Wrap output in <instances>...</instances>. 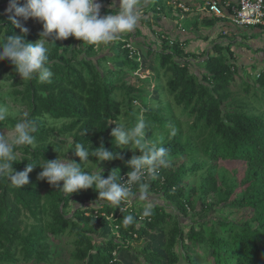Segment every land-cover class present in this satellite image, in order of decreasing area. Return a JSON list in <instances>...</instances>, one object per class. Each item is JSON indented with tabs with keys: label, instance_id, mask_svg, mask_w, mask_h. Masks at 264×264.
Wrapping results in <instances>:
<instances>
[{
	"label": "trees",
	"instance_id": "trees-1",
	"mask_svg": "<svg viewBox=\"0 0 264 264\" xmlns=\"http://www.w3.org/2000/svg\"><path fill=\"white\" fill-rule=\"evenodd\" d=\"M7 1L0 0V78L22 84L8 92L27 113H0V128L20 122L30 128L13 147L20 156L0 153V264L52 263L50 239L64 234L74 245L71 260L125 264L118 252L158 228L163 251L138 247L140 264H264V68L241 77L233 52L217 45L196 69L177 42L164 39L154 64L167 77L171 99L160 94L152 105L142 82L116 81L124 69L140 71L144 63L122 39L102 51V20L47 14L44 49L35 33L20 28L36 9L45 16L48 5L29 9V0ZM116 62L117 69L108 65ZM235 82L244 85V95L234 94ZM124 105L134 116L144 113L137 117L144 123L135 131L137 153L126 134L112 132ZM49 117L64 122L49 127ZM65 150L78 169L59 177L55 166ZM88 159L113 166L97 173L90 166L84 175ZM223 160H241L243 177ZM142 167L158 170L135 179L126 192L116 187L124 172ZM148 191L163 203H139L137 196ZM73 201L78 205L70 213ZM29 216L35 219L30 227ZM105 221L112 230L97 240Z\"/></svg>",
	"mask_w": 264,
	"mask_h": 264
},
{
	"label": "crops",
	"instance_id": "crops-1",
	"mask_svg": "<svg viewBox=\"0 0 264 264\" xmlns=\"http://www.w3.org/2000/svg\"><path fill=\"white\" fill-rule=\"evenodd\" d=\"M50 1L31 0V3L45 5ZM206 1L99 0L95 4L102 20L101 28L109 34L99 47L107 51L118 40H129L136 46L142 61H154L165 39L177 42L197 69L198 62L214 53L217 45H222L233 52L232 60L239 76H255L264 68V28L240 26L232 21L237 0H218L223 15L208 10ZM255 66L260 68L253 73Z\"/></svg>",
	"mask_w": 264,
	"mask_h": 264
},
{
	"label": "rangeland",
	"instance_id": "rangeland-1",
	"mask_svg": "<svg viewBox=\"0 0 264 264\" xmlns=\"http://www.w3.org/2000/svg\"><path fill=\"white\" fill-rule=\"evenodd\" d=\"M10 1H7L4 3L6 5ZM29 9H32L33 3H31V0L28 2ZM45 10V9H44ZM43 10V11H44ZM40 11L36 9L34 14L32 12L29 13V16L31 18L29 20H26L21 24L20 33L22 32H29V33H35L37 35L35 41L37 44L42 47L46 48L49 44V38L46 36L48 33L47 28V22H48V15L45 13V16H41L39 14H35V12ZM99 16V14H98ZM69 18V17H68ZM67 17L65 18V21H69ZM114 44V43H113ZM106 51V49H104ZM118 51L114 50L113 53H117ZM159 55V54H158ZM156 55V56H158ZM159 61V58H158ZM144 66H142V69L140 71H132L129 68L124 69L121 73H119L116 77V81L118 83L122 82L123 80L129 83H140L142 82L143 85L147 86L150 89L149 97L151 98L150 103L153 105L156 103L155 99L160 96V94H165V99L169 98L171 99L170 95H167V89H166V75L163 73V70L159 68V64H154V61L151 59H148L146 61H143ZM108 65L111 66L113 69H117L121 66L120 62L116 63H109ZM159 68V69H158ZM259 66H255L253 68V73H256V71L259 69ZM198 69V67H197ZM247 71V70H246ZM244 71V73L246 72ZM253 76V75H252ZM250 76V77H252ZM21 78V75H20ZM236 78H238L236 76ZM246 78V76H245ZM143 80V81H141ZM239 80V79H237ZM13 79L6 77V75H3V77L0 78V113L5 115H22L26 114L27 110L25 108V105L23 102L17 98H13L12 94L8 92L10 88L15 84L12 82ZM242 83V81L240 82ZM239 82L233 83V89L234 94L236 95H244L245 90L244 85L240 84ZM16 87H22L21 83L15 84ZM13 88V87H12ZM123 89V88H121ZM124 90V89H123ZM253 89L250 90L249 94H252ZM249 98V97H248ZM141 104V100H135L134 105L132 109H136L137 105ZM131 110L127 105H124L123 111L119 117L118 120L114 121L116 124L113 128L112 132H119L127 135L128 138V145L130 147L131 153H137L139 146L135 143V131H139L140 127L144 125L142 121H137V117L144 118V113L140 111L136 116L132 115L128 112V110ZM64 122V119H55L52 117H49L47 120V125L49 127L56 126L57 128L62 125ZM29 126L25 124L24 122L18 123L14 127H1L0 128V153L10 156V157H18L21 155L20 150H14V145L20 144L22 140L24 139L25 135L29 132ZM52 134H55L57 136V140L60 138L58 135V130L51 131ZM110 132L109 135L112 133ZM68 141H71V138H68ZM64 146H68L67 144H64ZM139 155V154H138ZM220 164L227 167L230 170H235L237 172L238 178H242L244 175V169L245 165L241 160H223L220 161ZM1 165V163H0ZM91 166V172L97 173L101 169L110 168L113 165L109 161H100L98 163H94L91 159H88L86 162V166H84L83 174L87 175L89 172L87 171L89 167ZM8 170H10V167H7ZM78 167L74 162L73 157L68 153L67 150H65L63 153L58 155V160L55 166V171L58 174L59 177H65L68 176V173H73V171L77 170ZM94 176H92L93 178ZM160 194H156L155 192L148 191L145 194L138 195L137 201L139 203H144L152 201H158L163 203V200L160 198ZM129 202H133L132 198L127 199ZM94 205L95 203H89V205ZM75 205H78V203H75L74 201L70 204V206L67 207L68 212L72 213L75 210ZM79 205H82L79 203ZM200 208V207H199ZM25 221L27 225L30 227V225L35 221L34 217L29 216L25 217ZM112 225L109 221H105L100 227L99 231L97 233V240H102L103 238L107 237L109 235V232L112 230ZM52 249L54 251V259L52 263H40V264H80L81 262L77 260H71L70 251L73 249V243L71 240V236L69 235H60L59 237H52L51 239ZM164 242V235L163 232L158 228L145 237L143 239L135 241L133 247H129L128 249L121 250L118 252L119 258L125 263V264H140L138 261L137 255H139V249L140 246L147 244L149 247L153 249H158L160 251H163L161 246ZM15 264H39L36 263V261H33L31 263H26L23 260L19 263Z\"/></svg>",
	"mask_w": 264,
	"mask_h": 264
},
{
	"label": "built area",
	"instance_id": "built-area-1",
	"mask_svg": "<svg viewBox=\"0 0 264 264\" xmlns=\"http://www.w3.org/2000/svg\"><path fill=\"white\" fill-rule=\"evenodd\" d=\"M97 1L99 0H81L80 2L77 0L66 2L51 0L46 3L48 8L44 12L50 14L57 11L69 16H81L87 14L99 19L95 4ZM206 4L208 10L217 15H223V9L218 0H207ZM182 6H184V4H182ZM232 21L240 26L258 25L264 28V0H237L236 5L233 7ZM108 35L109 34L107 32L102 31V35L99 37V40L105 39ZM125 42L126 46L130 49V55L134 56L136 54L139 60H141L142 57L133 42L129 40ZM149 170L154 172L155 170L157 171L158 168L142 167L141 170L137 172H124L120 177V181L116 184V187L124 192L130 190L134 180L141 177V175H145Z\"/></svg>",
	"mask_w": 264,
	"mask_h": 264
},
{
	"label": "water",
	"instance_id": "water-1",
	"mask_svg": "<svg viewBox=\"0 0 264 264\" xmlns=\"http://www.w3.org/2000/svg\"><path fill=\"white\" fill-rule=\"evenodd\" d=\"M8 1H10V0H8Z\"/></svg>",
	"mask_w": 264,
	"mask_h": 264
}]
</instances>
